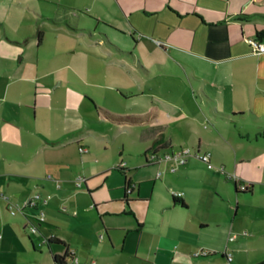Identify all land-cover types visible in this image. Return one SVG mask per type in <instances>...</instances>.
I'll use <instances>...</instances> for the list:
<instances>
[{
	"label": "crops",
	"instance_id": "crops-1",
	"mask_svg": "<svg viewBox=\"0 0 264 264\" xmlns=\"http://www.w3.org/2000/svg\"><path fill=\"white\" fill-rule=\"evenodd\" d=\"M74 1L43 12L40 4L53 0H0V191H13L17 204L35 194L56 193L69 203L78 191L88 196L100 192L85 209L94 210L99 219L92 233L100 239L87 229L78 236L51 230L47 223L55 217L47 209L49 202L15 220L0 201V264H56L54 256L71 252L77 263L64 259V264H226L225 251L231 264H241L237 256L253 247L251 236L239 232L245 229L238 209L245 207L246 195L231 197L226 210L233 215L215 222L205 216H216V210L199 194L191 168L220 171L221 166L232 172L235 176L226 179L235 196L237 185L253 181L246 169L264 141V55H250L249 40H264V0H80L77 9ZM85 17L106 51L89 55L104 59L108 68H113V59L123 61V48L132 45L135 67L143 65V56L161 75L179 77L175 103L149 102L144 110L150 133L141 153L127 158L123 167L111 164V174L110 165L95 160L89 137L97 132V122L85 114L87 96L72 80L79 79L76 71L59 59L77 56L78 48L70 43L84 32ZM46 27L57 40L45 50L40 30ZM134 33L151 44L143 54ZM156 41L167 47L156 49ZM126 64L133 70V64ZM68 67L72 78L62 74ZM139 95L142 99L144 94ZM142 120L139 116L130 125ZM205 121L211 128L202 131ZM178 135L193 155L210 153L209 163L190 151L183 165L179 159L146 163L151 151L159 157L180 154L175 150ZM79 178L85 182L77 189ZM171 187L181 198L171 197ZM40 209L44 223L30 236L27 222ZM231 235L235 240L228 242ZM48 239L52 242L43 243ZM200 250L210 255L194 258ZM262 262L264 254L246 264Z\"/></svg>",
	"mask_w": 264,
	"mask_h": 264
},
{
	"label": "rangeland",
	"instance_id": "rangeland-1",
	"mask_svg": "<svg viewBox=\"0 0 264 264\" xmlns=\"http://www.w3.org/2000/svg\"><path fill=\"white\" fill-rule=\"evenodd\" d=\"M63 1L64 0H53L54 3L51 4H40L41 10L43 12H55L56 5H59V2ZM74 5L77 9L81 8L82 3L80 0H75ZM82 21L84 22L81 23V28L84 32L76 42L73 41L70 43L72 46L76 47V49L78 48L77 56H72V58L71 55H67L66 58L61 57L59 59H64L61 61V65L62 63L63 65L71 64L70 66L76 71V76L79 78L78 80L81 81L78 82V80L72 79L74 86L87 96V100L85 101V114L90 117L92 121L97 122L95 125L97 132L91 133L89 137V141L93 147L92 150L95 152V160L99 162V164L103 162L110 165L108 174H111V168H113L111 164L119 166L120 164L123 165V163H126L127 158L136 159L134 154L142 150L144 147L142 144L146 143L144 138L150 133V129L148 130V125L145 122L147 118L144 116V110L148 108L149 102L153 104L160 101H164L167 104L175 103L174 101L179 93V77H172L170 75L165 77L161 75L157 67H150L149 63L152 62V60L145 59L143 56H140V62L143 63V65H140L139 68L135 67L136 62L132 59L133 57H131V55L133 56L135 54L131 51V49H133L130 48L132 45L123 48L125 54L123 61L119 62L113 59V68H108L107 62L104 59L101 60L100 58L89 55L96 52L105 53L106 51L105 47L98 44L97 31L89 24V19L85 17ZM40 32L43 36L42 39H44L42 48H45V50L52 49L53 43L57 40V35L51 32L48 27L44 29L41 28ZM134 34V39L141 41L139 47L137 46V50L143 54L145 49L151 47V44L148 40L143 38V35ZM132 44L134 43L132 42ZM155 45L156 49H158V47H167L165 43H159V41H156ZM128 57L129 59H125ZM124 61L133 64V70H131ZM71 67H68V70L63 69L64 71L62 74H66L72 78ZM130 79H132V82ZM137 90H139V93ZM142 92L144 95L142 99H140L142 95L139 94ZM165 110L167 113L170 112V108ZM105 113L129 117L141 116L143 123L141 122L134 125L113 124L107 119ZM201 126L202 131H205V127H207V130L211 128L210 123L207 121ZM184 141L182 136H177V145L175 147L177 153L191 150L186 149V146L183 144ZM121 145H124L122 153H120ZM150 146L152 147L153 144ZM200 149L203 151L205 150L202 146ZM202 153L203 152L200 151V154ZM193 154L194 152L190 151V155L194 157ZM146 155H149V152L146 153ZM250 159L249 166L246 169L247 174L253 180L252 183H250L251 186H253V195H251L252 197L250 199L249 195L242 197V195L239 194L235 196L231 182L226 179L229 176L235 175L223 167L219 166L217 170L222 169L220 171H216V169L213 168L209 169L211 171H208L205 166H202L200 169L191 168V173L194 174L195 181L199 183L201 187L198 188L199 194L206 201L207 206L214 205L213 208L216 210V216L206 214V217L213 219L215 222H222L226 220L229 215L230 217L233 215V211L228 213V210H226L228 206L227 202L231 200V197H233L234 200L240 196L246 199V204H244L245 207H240L238 209L239 214H241V217L244 219L243 225L245 226V229H241L239 232L241 234L246 233L249 237L251 236L248 238L249 241H251L250 245L253 247L251 248L250 246V251L242 252L237 256L238 263L242 262L241 264H246L247 262L252 263L264 254V141L259 143V153L251 156ZM179 176L181 178L185 177L183 174ZM60 184L64 188L65 184ZM87 186L89 187V183ZM171 189L177 192L175 188L171 187ZM78 192L79 194L76 197H71L69 203L58 194L49 193L50 200L47 209H49L52 216L55 218H53L51 223H47L49 224L47 226L54 232L61 231L68 234L71 231L77 236L78 233H81V230L86 232L85 229H87V233L90 234L92 238L94 237L99 241L100 234L95 235L92 233L96 232L95 227L99 226V219L95 216L94 210H90V212L87 213L85 209H90L91 200H94L93 196H99L100 192L92 193L91 196H88L84 191ZM2 193L10 197L14 202L13 197L15 194L13 191H8L7 193L2 191ZM231 204H233V202ZM231 204H229V206H231ZM0 212L3 213L1 207ZM19 215L20 214H17L15 220ZM9 218L12 219L10 216ZM0 235H2L1 231ZM256 235L257 237L254 238Z\"/></svg>",
	"mask_w": 264,
	"mask_h": 264
},
{
	"label": "built area",
	"instance_id": "built-area-1",
	"mask_svg": "<svg viewBox=\"0 0 264 264\" xmlns=\"http://www.w3.org/2000/svg\"><path fill=\"white\" fill-rule=\"evenodd\" d=\"M249 44L251 46L250 55H252V56L264 55V40L252 39V40H249ZM78 151L81 154L86 153V150L83 148H79ZM188 155H189V151L186 150V151L181 152L178 155L165 154V155L159 157L156 155V153L151 151V152H149V155H147L148 158H147L146 163L149 165H157L160 161H163V160L179 159V163L181 165H183L186 162L185 157ZM194 157L198 161H200L201 163L208 164L209 159H210V153H205L203 155L196 153L194 155ZM119 167H123V165H119ZM84 182H85L84 179H80V178L77 179L75 181V187L77 189H80L83 186ZM248 186H249L248 184H240V185H238V187L236 189L239 192H247V191H249ZM56 187L59 188L58 185H56ZM125 192H126V194H130L132 192V188L128 186L125 189ZM170 195L173 199H179V198H181L182 193L172 191V192H170ZM49 200H50L49 196L42 197L38 194H35V195H32L31 197H29L23 203L17 204V203H14L10 199V197L6 196L4 193H2L0 191V201L3 202L5 210L7 211V213L11 217H15V216H17V214L25 216L24 212L26 210H37L40 207L46 206L48 204ZM43 223H44V212L40 209L38 211V214L35 217L30 218V221L27 222L26 230H27L28 234L30 236L36 235L38 233V226L40 224H43ZM242 235L246 236V233H243ZM234 240H235L234 235H231L228 237V242H233ZM43 243H45V241ZM69 255L71 257V261L73 263H77V260L74 257V253L71 252ZM209 255H210L209 252L200 250V251L194 253L193 257L194 258H201V257H207ZM223 255H224L226 264H231V261H232L231 254L229 252L225 251L223 253ZM91 264H96V263L92 262Z\"/></svg>",
	"mask_w": 264,
	"mask_h": 264
},
{
	"label": "trees",
	"instance_id": "trees-1",
	"mask_svg": "<svg viewBox=\"0 0 264 264\" xmlns=\"http://www.w3.org/2000/svg\"><path fill=\"white\" fill-rule=\"evenodd\" d=\"M37 37L38 39H41V33H38L37 34ZM106 114V117L107 119H109L111 122L113 123H118V124H132L134 121L137 120V118H134V117H129V116H114V115H111L109 113H105ZM128 183L125 184V189L128 187ZM249 187V191L247 192H239L236 190V193L237 194H242V195H249L251 192V185L248 186ZM52 242V239H48L47 241H45V243H51ZM65 256L64 257H56L54 256V261L56 264H64V259H71L70 255L69 254H64ZM260 264H264V262L260 263Z\"/></svg>",
	"mask_w": 264,
	"mask_h": 264
},
{
	"label": "water",
	"instance_id": "water-1",
	"mask_svg": "<svg viewBox=\"0 0 264 264\" xmlns=\"http://www.w3.org/2000/svg\"><path fill=\"white\" fill-rule=\"evenodd\" d=\"M237 190V189H236Z\"/></svg>",
	"mask_w": 264,
	"mask_h": 264
}]
</instances>
